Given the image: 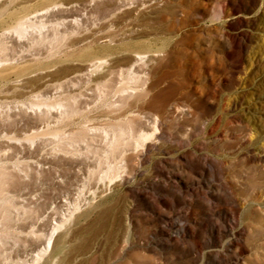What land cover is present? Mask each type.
I'll return each mask as SVG.
<instances>
[{
	"label": "rangeland",
	"instance_id": "374dc122",
	"mask_svg": "<svg viewBox=\"0 0 264 264\" xmlns=\"http://www.w3.org/2000/svg\"><path fill=\"white\" fill-rule=\"evenodd\" d=\"M0 264H264V0H0Z\"/></svg>",
	"mask_w": 264,
	"mask_h": 264
},
{
	"label": "bare ground",
	"instance_id": "6f19581e",
	"mask_svg": "<svg viewBox=\"0 0 264 264\" xmlns=\"http://www.w3.org/2000/svg\"><path fill=\"white\" fill-rule=\"evenodd\" d=\"M18 26H19V24H18ZM21 22H20V27L19 28H21ZM18 28V27H17ZM24 28V27H23ZM41 28H42V26H41ZM21 31V30H20ZM23 32V31H22ZM25 32V31H24ZM138 56V55H137ZM140 56V55H139ZM139 58V57H138ZM140 59L143 61V60H146V57H140ZM139 59V60H140ZM146 62V61H145ZM93 63V65H91L90 67L93 69H91L92 70V73L90 74V75H93L97 70H99L98 68H96L97 67V65L98 64H95V62H92ZM98 63V62H97ZM90 67L88 68V69H90ZM102 67V66H101ZM100 67V68H101ZM82 69V68H81ZM85 71V70H84ZM90 71V70H89ZM80 72H82V71H80ZM98 73V72H97ZM95 76V75H94ZM106 135V134H105ZM142 135V134H141ZM151 136H146L145 134H143L140 138V140H141V143H144V142H146V141H148V140H151V138H152V134H150ZM138 141V140H137ZM140 142L139 143H137V146L138 145H140L141 144ZM142 145V144H141ZM53 238H54V235L52 234L51 235V237H50V240H49V242H48V246H50L51 245V243H52V240H53Z\"/></svg>",
	"mask_w": 264,
	"mask_h": 264
}]
</instances>
